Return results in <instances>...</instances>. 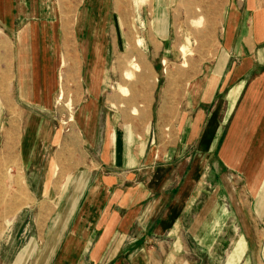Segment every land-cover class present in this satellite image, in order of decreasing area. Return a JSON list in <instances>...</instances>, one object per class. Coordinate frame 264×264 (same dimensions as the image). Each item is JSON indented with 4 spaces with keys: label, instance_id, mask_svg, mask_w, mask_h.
Instances as JSON below:
<instances>
[{
    "label": "crops",
    "instance_id": "0c3cea01",
    "mask_svg": "<svg viewBox=\"0 0 264 264\" xmlns=\"http://www.w3.org/2000/svg\"><path fill=\"white\" fill-rule=\"evenodd\" d=\"M223 22L216 55L198 62L200 70L188 76L178 136L165 148L163 134L150 132L152 88L145 100L139 99L143 115H130L134 123L150 122L149 132L140 135L132 136L123 125L100 127L94 102L82 107L87 159L81 165L61 164L55 154L49 167L67 170L68 182L57 186L58 181L50 180L45 187L35 182L29 186V200L19 198L18 214L37 206V219L46 226L35 237L42 246L33 238L12 264H25L33 255L40 258L29 264H84V258L92 264H135L138 256L146 264H188L168 242L185 238L186 232H180L185 229L210 252L218 242L229 241L224 264H264V0H229ZM17 63L20 80H38L19 87L29 97L27 105L43 106L51 91L37 86L44 80L45 66L36 61L33 45L19 53ZM141 74L130 83L145 86L148 72ZM100 90L101 84L93 98ZM139 100L130 98L133 105ZM162 124L156 129H164ZM16 132L8 131L2 146L7 160L22 157V135L19 140ZM53 145L70 151L69 142ZM191 150L195 161L187 172L178 171ZM206 161L216 162L209 186L204 182ZM19 162L25 169L23 158ZM156 243L165 254L164 263L155 256ZM122 256L129 261L117 260Z\"/></svg>",
    "mask_w": 264,
    "mask_h": 264
},
{
    "label": "rangeland",
    "instance_id": "374dc122",
    "mask_svg": "<svg viewBox=\"0 0 264 264\" xmlns=\"http://www.w3.org/2000/svg\"><path fill=\"white\" fill-rule=\"evenodd\" d=\"M228 1L0 0V264H12L33 238L39 247L42 246L35 238L46 226L37 219L39 207L29 205L31 207L19 215L17 202L21 196L29 200V186L35 187V182L42 183L43 187L50 180L58 181L57 186L68 182L67 170L60 165L55 169L52 163L53 167H49L50 160L56 159L55 154L61 164L68 161L76 165L78 161L81 165V161L87 159L86 149L82 147L86 141L82 132V107L94 102L95 121L100 127L123 125L132 136L140 135L149 132L146 127L150 122L134 123L130 115L137 118L143 115L144 104L139 99L145 100L148 89L152 88L153 99L148 110V116L153 118L150 132L155 136L159 132L163 134V148L177 138V122L188 99V76L199 71L206 60H212L220 48ZM131 39L137 46L136 52L129 47ZM32 45L36 61L45 66L44 80L37 86L51 91L47 103L42 99L44 105L41 107L27 105L29 97L19 91L24 82L30 87L38 81L30 80L31 77L20 80L17 72L19 53L28 52ZM182 46L193 53L188 56L185 67H182ZM132 58L137 59L141 67L133 79L148 72L149 81L145 86L138 81L130 83L132 79L122 80ZM23 62L24 59L22 65ZM122 62L125 63L120 65ZM29 71L30 68L25 76L28 77ZM100 84L99 95L93 98L91 94L98 93ZM120 85L128 88L127 95L122 96ZM131 96L139 100L136 105L131 104ZM72 115L74 120L70 121ZM159 124L165 128L156 129ZM12 130L17 131L19 140L22 135V157L19 158L17 153L18 158L7 160L1 155L2 146L7 132ZM53 142H69L70 151H66L65 146L53 145ZM33 149L38 153L34 154ZM195 155L196 152L191 150L178 171L187 172ZM22 158L25 169L19 162ZM203 164H206L204 182L209 186L214 173L211 166L216 162ZM188 231L180 232L187 234ZM186 234L180 241H168L170 250L175 248L184 262L224 264L231 247L229 241L218 242L216 250L210 252L204 242L195 241ZM158 245L153 244L155 256L157 261L164 263L165 254L161 255ZM36 256L33 255L29 262L40 258ZM119 259L124 263L129 261L125 256ZM133 259L135 264H146L144 256ZM83 263L92 264L87 258Z\"/></svg>",
    "mask_w": 264,
    "mask_h": 264
},
{
    "label": "bare ground",
    "instance_id": "6f19581e",
    "mask_svg": "<svg viewBox=\"0 0 264 264\" xmlns=\"http://www.w3.org/2000/svg\"><path fill=\"white\" fill-rule=\"evenodd\" d=\"M120 2V1H119ZM117 1V3H119ZM120 5V4H119ZM127 11V10H126ZM73 42V41H72ZM129 43V47L131 49L132 52H136V44L134 41V44L132 43V39L128 42ZM192 44V43H191ZM191 50V49H190ZM188 49V47L182 46L180 48V51L183 55V63H182V67L187 66V58L188 56H192L193 53ZM139 59L141 58L140 56H138ZM63 63V62H62ZM125 62L120 63V65H123ZM119 64V63H118ZM166 64V61H165ZM62 66V65H61ZM141 69L140 64L138 63V60L135 58H132V61L128 62V70L124 71L122 74V78L124 79V81H129L131 79H133L136 76V73ZM119 70V69H118ZM171 78V77H170ZM120 92H122V95H127L128 94V88H126L125 86H121L119 87ZM62 95V94H61ZM59 99H62V96L59 97ZM67 105L70 107V102L67 103ZM74 116L72 115L70 118V121H73ZM21 184H23V182H20Z\"/></svg>",
    "mask_w": 264,
    "mask_h": 264
}]
</instances>
